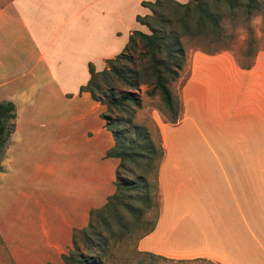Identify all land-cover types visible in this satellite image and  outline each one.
Masks as SVG:
<instances>
[{"label":"crops","instance_id":"crops-1","mask_svg":"<svg viewBox=\"0 0 264 264\" xmlns=\"http://www.w3.org/2000/svg\"><path fill=\"white\" fill-rule=\"evenodd\" d=\"M142 1L0 0V101L15 106L0 161V234L16 264H62L72 231L115 190L104 105L80 87L90 63L103 69L133 30L148 32L137 21L150 12ZM187 66L179 121L155 116L161 205L137 249L264 264V51L244 67L229 50H194Z\"/></svg>","mask_w":264,"mask_h":264},{"label":"trees","instance_id":"trees-1","mask_svg":"<svg viewBox=\"0 0 264 264\" xmlns=\"http://www.w3.org/2000/svg\"><path fill=\"white\" fill-rule=\"evenodd\" d=\"M141 4L150 12L138 15L137 21L148 32L133 30L122 51L107 59L103 69L96 70L90 63L89 79L80 87V92H88L105 105L101 115L114 139L107 156L117 157L119 165L114 192L104 205L90 210L86 226L72 231V245L61 255L63 264H107L103 258L111 234L114 236L115 223L127 233L132 225L127 222L128 217L135 216L137 222L143 223L146 220L143 215L153 207L151 194L146 192L148 175L153 171L157 182L164 149L156 145L147 127L133 120L136 109L141 107L140 86L148 85L152 93L158 92L173 114L170 122L175 123L181 115V104L176 107L169 85L179 78L185 63L183 39L200 36L220 39L225 12L240 10L250 16L264 7L260 0H149ZM14 118V104L0 101V156L14 130ZM132 132L136 133L134 138L130 137ZM134 171L138 172L137 179L126 175ZM158 214L140 237L154 228ZM93 256L96 259L91 261Z\"/></svg>","mask_w":264,"mask_h":264},{"label":"rangeland","instance_id":"rangeland-1","mask_svg":"<svg viewBox=\"0 0 264 264\" xmlns=\"http://www.w3.org/2000/svg\"><path fill=\"white\" fill-rule=\"evenodd\" d=\"M260 2L264 3V0H260ZM221 24L223 27V35L222 38H218L219 40L214 37L205 36L193 38L185 37L183 39L185 46V63L180 72V76L187 72V59L189 54L194 50H201L206 53H216L222 50H229L233 53L238 63L244 67H248L252 64L258 51H264V7L253 12L250 16L244 14L243 11L240 10L233 13L225 12ZM180 84L181 82L178 78L169 85L177 108H179V104H181ZM151 89L152 87L148 85L140 86L138 94L141 98V107L136 109L133 114V120L136 124L147 127L151 138L156 145H162L163 147L161 131L156 122L155 116L157 114L162 120L171 123L170 120L173 118V114L163 103L158 92L155 91L152 93ZM104 108L106 109L105 105ZM121 115L126 114L122 113ZM179 119L171 124H176ZM135 135L136 133L132 132L130 137L134 138ZM2 156H0V161ZM137 174L138 172L134 171L133 173L130 172L126 175L131 179H137ZM148 181L149 187L146 192L149 191L151 194V206L153 207L143 215L144 220L146 219L145 222H137L134 219L135 216L131 215L128 217V221L126 220L128 223L132 222L130 230L127 233H125V229L121 228L120 225L116 226V223L114 222V236L111 234L109 242L106 245L105 256L103 258L104 261H106L107 264H216L206 259H170L149 253H143L137 249L138 238L154 221L161 205L158 181L156 182L153 171L148 175ZM2 212L1 204L0 221L2 220ZM12 232L14 233L15 229ZM14 234L17 235V233ZM79 245L81 246V249H83L82 242H79ZM94 251L96 252L95 249ZM90 258L91 261L96 259L95 256ZM14 259H18V255L16 253L11 255L8 246L4 243L2 235L0 234V264H16Z\"/></svg>","mask_w":264,"mask_h":264}]
</instances>
